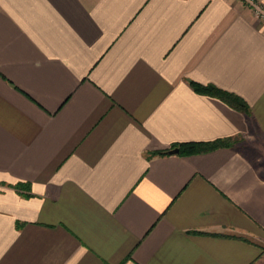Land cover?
<instances>
[{"label": "crops", "instance_id": "crops-1", "mask_svg": "<svg viewBox=\"0 0 264 264\" xmlns=\"http://www.w3.org/2000/svg\"><path fill=\"white\" fill-rule=\"evenodd\" d=\"M0 264H264V22L244 0H0Z\"/></svg>", "mask_w": 264, "mask_h": 264}, {"label": "trees", "instance_id": "trees-1", "mask_svg": "<svg viewBox=\"0 0 264 264\" xmlns=\"http://www.w3.org/2000/svg\"><path fill=\"white\" fill-rule=\"evenodd\" d=\"M195 87L198 92L218 97L241 112L246 114L250 112L249 106L246 104V102L234 94L227 93L213 85L202 86L195 84ZM233 141L234 140H219L211 143L184 144L179 146L180 154L193 155L207 153L222 147L231 146Z\"/></svg>", "mask_w": 264, "mask_h": 264}, {"label": "built area", "instance_id": "built-area-1", "mask_svg": "<svg viewBox=\"0 0 264 264\" xmlns=\"http://www.w3.org/2000/svg\"><path fill=\"white\" fill-rule=\"evenodd\" d=\"M252 8L258 19L264 22V5L259 0H244Z\"/></svg>", "mask_w": 264, "mask_h": 264}, {"label": "water", "instance_id": "water-1", "mask_svg": "<svg viewBox=\"0 0 264 264\" xmlns=\"http://www.w3.org/2000/svg\"><path fill=\"white\" fill-rule=\"evenodd\" d=\"M168 153L171 154V155H176V154H179L180 153V149L179 148H176L174 150L169 151Z\"/></svg>", "mask_w": 264, "mask_h": 264}, {"label": "rangeland", "instance_id": "rangeland-1", "mask_svg": "<svg viewBox=\"0 0 264 264\" xmlns=\"http://www.w3.org/2000/svg\"><path fill=\"white\" fill-rule=\"evenodd\" d=\"M234 142V141H233Z\"/></svg>", "mask_w": 264, "mask_h": 264}]
</instances>
